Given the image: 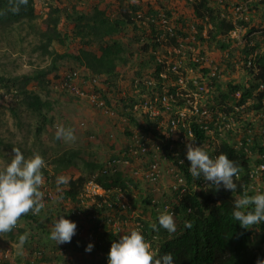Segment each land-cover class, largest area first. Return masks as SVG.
<instances>
[{"label":"trees","instance_id":"16d2710c","mask_svg":"<svg viewBox=\"0 0 264 264\" xmlns=\"http://www.w3.org/2000/svg\"><path fill=\"white\" fill-rule=\"evenodd\" d=\"M141 1V0H139ZM191 2L193 13L198 22L194 23L195 34L194 39L197 42L205 44L209 47L215 46L223 51L230 47V42L227 40L229 34L237 27H246L251 21L245 22L243 19L233 21L229 17L230 0H186ZM248 10H258L264 6V0H242ZM34 0H29L27 7H22L18 14H12L10 11L6 15L0 16V27H7L14 23H20L26 20L31 22L35 19L33 7ZM234 6L238 7L239 3ZM8 8V0H0V10ZM120 18L111 22L109 18L103 16L101 11H97L96 15L89 21L86 16L79 13L75 9L71 13H66L67 9H60L58 5L49 7L46 17L42 21V29L38 31L39 40L38 49L42 54L50 55L52 58V67L50 69L37 70L32 75H20L16 77H6L0 75V91L3 95L7 92H15L21 98V103L25 110L39 117L37 121L39 126L35 127V133L41 134L47 124H51L53 119H49L48 113L52 109L50 99L43 98L39 92L29 90L30 85H34L40 90H45L46 97L50 96V87L52 78L59 79L60 77H48L58 71L57 62L66 57L71 58L82 66L85 70L94 76L106 75L105 83L113 86L116 89L115 79L118 77L119 63H125L123 57V49L117 41H113L112 37L122 26L133 24L134 28L142 25L149 17L152 23H149V35L146 29L141 32L137 41L141 42L148 39L152 49L156 51L159 47L161 37L170 39V43L177 47L180 52H183V42L189 33H184V28L172 30L171 32L161 29L159 21L161 16L159 11L149 7L146 12L137 3H129L121 6ZM67 17L72 22L76 21L74 26L77 28L76 35L80 34L81 38L90 37V40L104 42L100 46V53L94 54L87 49H79L73 55L58 54L50 51L53 44L66 46L68 37L59 29L62 18ZM169 15V13L167 12ZM167 15V16H168ZM138 16H141L138 18ZM144 16V17H143ZM85 20L84 23H81ZM210 25L208 37L204 35L205 28ZM185 25H181L184 27ZM141 27V26H140ZM139 31H135L134 34ZM259 33L262 36V42L252 43L249 39L246 44L239 49L242 66L250 77L249 84H232L227 83V89L222 90V86L218 84V77H209L214 80L216 93L206 106L216 108L214 118L217 117L220 111H225L226 108L220 105L227 100L232 101L233 107L227 104V109L233 111L236 123L247 133L251 130L252 144L243 142L242 148L236 149L233 144L227 140H222L214 153H209L210 157L215 159L220 154H226L229 159L237 162L241 171L239 177L235 180L237 189L232 192L225 190L221 185L219 191L215 189L211 182H208V188L204 190L200 186L195 190L187 193L181 200H176L177 194H174V201L170 204L173 210L182 216L175 233H168L167 230L160 227L159 232L152 231L150 225L158 224L157 210L163 211V207L169 203L167 200L154 197L152 185L143 179L141 176H135L133 173H125L121 169H117L116 164L113 166L107 165L108 162L114 163L118 156L109 159L107 163L97 161L83 160V169L78 168L74 163L76 157L75 152H66L58 158L57 167L53 173L42 168L43 183L40 186V191L44 193L43 202L45 207L39 214L34 215L31 211L23 215L17 222V226L9 232L12 238H18L25 233L28 234L27 241L23 244V256L18 264H108V254L113 242H118L124 232L119 228H126L128 224L132 225L131 229L126 228L127 234L131 230L140 226L142 234L149 242L157 243V255L163 256L166 253H171L174 258V264H257V260L264 261V222L254 225L249 229L242 228L236 221L232 212L234 211V203L238 197H241L245 192L250 196L248 191L252 179L250 178L251 171L254 165L264 164V28L253 26L247 34ZM75 34V33H74ZM151 34V37H150ZM181 40V41H180ZM254 41V40H253ZM88 42V41H87ZM86 42V43H87ZM147 44H144L143 49L146 50ZM186 58L183 60L184 67L194 70L196 77H205L209 72L207 68H202L200 64L194 61V58ZM228 60L233 59V55H229ZM251 57L252 64L247 66V60ZM227 60V61H228ZM185 61V62H184ZM230 66L232 64L228 62ZM174 63L166 65L165 61L157 62L155 77H158L156 86L161 91L163 79L161 74H166L169 77L170 73H164L163 70L167 66H173ZM74 71V70H71ZM201 73L203 75H201ZM200 74V75H199ZM58 76V75H55ZM170 77L177 76L170 74ZM115 78V79H114ZM110 79V80H109ZM113 79V80H112ZM58 82V81H57ZM263 85L262 89L259 86ZM141 88V87H140ZM150 89V87H149ZM95 93L100 94L105 103L109 104V100L103 94L99 87H95ZM119 93V90H117ZM142 92V91H141ZM151 91V96L153 95ZM139 94L136 97H122L119 102L122 103V115L127 116L128 121L140 132L146 131L154 136H160L156 131L158 122L168 115H173V111L162 109L158 117L157 124L151 123L145 119L146 125L136 118V114L141 112L138 109L134 110V106L139 104ZM139 96V97H138ZM154 96V95H153ZM142 100V99H140ZM222 102V103H221ZM185 101L178 99V105L184 106ZM12 114H15L13 107L10 108ZM257 115L256 121L248 120V116ZM17 116V114H16ZM144 116V115H143ZM192 130L195 136V143L203 145L209 140L206 132L198 127L193 121ZM169 133V131H167ZM250 136L251 134H247ZM245 141V140H244ZM171 143H175L172 141ZM7 140L0 135V157L7 158ZM121 154L122 159L129 160L134 166L133 171H137L141 165H137L135 157H129V147H126ZM190 166L189 164H187ZM78 169L80 171L69 173V183L66 185H58L57 177L59 173H65L67 170ZM183 171L187 168L181 166ZM3 171V170H0ZM92 175H95L92 178ZM189 184L192 182L199 185L200 181L204 180L203 176L199 180L194 179L190 174L186 173ZM93 181L95 185L101 187L105 192H108L107 197L95 195L93 199H88L85 202L84 186L87 182ZM52 187L51 191H48ZM118 193L123 194L128 203L122 202L118 198ZM173 194V193H172ZM170 194V196L172 195ZM178 199V198H177ZM135 209L136 216H131ZM60 216H64L77 225L76 234L73 236L70 243L57 245L48 248L50 245L49 239L47 242L42 240L40 233H49L46 225L54 223ZM185 221H190L192 227L185 228ZM25 223L26 227H21L20 224ZM49 223V224H48ZM115 224L118 226L114 227ZM119 224L122 226L119 227ZM254 228H258L261 234V242L256 245L253 241ZM38 233V234H37ZM88 233H95L93 237H87ZM86 238H83V237ZM96 238V241H93ZM94 247L91 252H86L88 244ZM0 264H11L7 259L0 257Z\"/></svg>","mask_w":264,"mask_h":264},{"label":"rangeland","instance_id":"374dc122","mask_svg":"<svg viewBox=\"0 0 264 264\" xmlns=\"http://www.w3.org/2000/svg\"><path fill=\"white\" fill-rule=\"evenodd\" d=\"M131 2L137 3L143 9V13L149 7L159 11L161 20L158 23L161 29L165 28V30L171 32L172 30L184 28L182 31L189 33V35L186 37L185 42H183V52H180L176 46L170 43V39L167 37L158 39L160 45L156 51L152 49L148 39H145L144 42L137 41L143 30L146 29V33H149L147 26L153 21H150V18L147 17L143 26L141 24L136 26V28H134L133 24L122 26L112 37L113 41H117L122 47L123 57L126 60L125 63H119L118 65V76H115L118 78H114L116 89L105 83L106 75L92 76L89 71L69 57L59 60L57 62L58 71L48 76L50 78L60 77L59 79L52 78L50 96L46 97L45 90H40L34 85L28 87L29 90L39 92L43 98L50 99L52 104V109L48 115L49 119H53V122L47 124L44 131L37 135L35 127L40 125L37 122L40 121L39 117L25 110V107L21 103V98L15 90L7 92L4 95L3 91H0V135L7 140V144L9 145L7 147V158L0 157V170H4L7 163L14 156L12 149L19 148L25 158H31L36 153L40 154L45 160V169L51 173L57 167L58 158L66 152H75L74 163L78 165L79 169H83V160L107 163L109 159L118 156V159L115 161L117 169H121L128 174L132 173L134 165L131 162L127 163L123 159H120L123 156L121 152L126 147L133 146L135 138L140 137L145 132L137 130L128 121L127 116L122 115L123 105L119 102V99L122 97H136L138 93H140L139 95L150 94L151 89H149V85L145 84L144 81L151 80L152 86L158 82V77H155L158 60L165 61L166 65L174 63L176 65L175 71L186 80L197 75L184 70L183 60L186 58L185 54L188 52L187 58L189 59L196 58L199 55L204 56L205 60H213L212 66H217L219 73L218 84L222 86V90L227 89V83L249 84L250 77L247 76L244 66L240 64L243 61H241V57L239 56V49L242 47L243 41L240 43L238 33H240V39H242L246 37L247 32L253 26L264 28V6L259 7L258 10L251 9L250 11L243 4L242 0H230L229 17L233 21L243 19L245 22H251L247 28L240 27L237 30L238 33H233L227 38L230 42V47L225 51L215 46L209 47L194 39V23L198 21L194 16L191 2L186 0H34L33 7L36 17L33 21L26 22L25 20L8 25L7 27H0V75L6 77H16L24 74L32 75L37 70H46L52 67L51 56L42 54L37 48L39 45L37 33L42 29V21L46 17L50 6L58 5L62 10L67 9L66 13L68 14L75 9L86 16L87 21L91 20L97 11H101L103 16L109 18L112 22L120 18L122 12L121 6L123 4L128 5ZM237 3H239V6H234ZM66 13L63 12L64 17L61 20L59 29L69 38L67 45L61 46L55 43L49 50L58 54L73 55L77 53V50L83 48L94 54H99L100 46L104 42L90 40V37L81 38V33L76 35L77 28L74 26L76 21L72 22L67 17L65 18ZM84 22L85 20L81 23ZM181 25L185 26L181 27ZM210 27V25H207L205 28L204 35L206 37H208ZM135 31L139 32L134 34ZM251 38L254 40V43L262 42L261 35L252 34ZM144 44L149 45L146 50L143 49ZM230 54L234 58L228 60ZM167 69L168 66L166 67ZM71 70L77 71L79 78L72 82L71 88L62 87L60 85L61 77ZM164 82L170 85L167 81ZM96 86L105 94L109 100V104L105 103L100 94L94 92ZM117 90H119V93ZM216 92L214 88L212 96L207 100L206 98L204 99L209 102ZM92 95L98 98L99 102L102 101L103 105L92 101ZM223 103L220 106H223L226 110L219 113L232 112L226 107L228 104L232 108V101L227 100ZM11 107L16 111L14 115L10 109ZM186 113L190 114L189 111ZM143 115V110H141V112L136 114V118L146 125L147 122L144 121L146 118ZM256 119H258L257 115L248 116V120L252 122L256 121ZM59 125L74 129L76 137L74 142L55 139L57 126ZM236 125L235 128L244 133L245 130L240 126V123H236ZM141 161L142 159L135 160L137 165ZM109 164L110 162L107 163V165ZM78 171L80 170L76 168L75 170L69 169L65 173H59L58 175L69 177L70 172L77 173ZM94 176L92 175V178ZM141 181L143 182V179ZM154 188L156 189L154 195L157 199L162 198L167 201L171 199V193L167 191L168 183L165 180L160 181ZM51 190L52 187L48 191ZM84 191L85 202L88 199H93L95 195L109 196L108 192L95 185L93 181L85 184ZM248 191L252 195L264 193V173L252 180ZM117 196L122 202L128 203V199L122 197L121 193H118ZM136 212L137 210L135 209V212L131 216H136ZM20 226L26 227L27 225L21 223ZM116 226L118 224H115L114 227ZM120 226L122 225L119 224ZM45 227L52 231V224H45ZM124 227L131 229L132 225L128 226L127 224ZM126 228H119L118 230L124 232L122 234H127L125 233L127 231ZM261 234L262 232L258 228H254L253 237L256 245H259L262 241ZM38 236H41L42 240L46 242L50 239L49 233H40ZM53 244V240H50L48 248L54 246ZM262 247H264V244H262ZM21 256H23V245L19 243L18 238H12L9 233L0 234V257L7 259L11 264H18L17 259L20 260Z\"/></svg>","mask_w":264,"mask_h":264},{"label":"clouds","instance_id":"9594fccd","mask_svg":"<svg viewBox=\"0 0 264 264\" xmlns=\"http://www.w3.org/2000/svg\"><path fill=\"white\" fill-rule=\"evenodd\" d=\"M28 2L29 0H8V8L6 10H0V16L6 15L8 11H10L12 14H18L22 7H27ZM240 27L242 28V26ZM240 27H237L229 34V36L233 33H238L237 30ZM238 34L240 43L243 41V47L247 40L252 39V34L256 35L259 33L247 34L246 37L242 39H240V33ZM251 41L254 43L253 40ZM160 61L162 62V60H158L157 62ZM248 61H251L252 64L251 57H249L247 60V66H250L251 64L248 65ZM173 66H168V69H164L163 72L170 73L178 77V75L172 70ZM208 70L210 71V69ZM170 74L168 78L175 79V77H170ZM162 75L165 77L167 76L166 74H161V77ZM216 77H219L218 71ZM162 83H165L164 79ZM139 96L138 102H140V99H142V95ZM139 109L142 110V108ZM145 118L148 119L147 117ZM143 132L145 133L142 135L148 134L146 131ZM141 136L136 138H141ZM160 136L164 137L162 134H160ZM226 136L228 138L221 139V142L222 140H227L235 147V138H237L238 135H236V137L231 136L230 134ZM217 137H219V135H217ZM55 139H63L66 142H74L76 139L74 135V129L71 127L66 128L63 125L57 126ZM167 148L168 147L163 148L166 159L161 161V167L163 170H165L161 181L165 180L168 183L167 191L173 194L171 195L169 203L163 207V211L157 210L159 212V227L157 226V223H152L150 227L154 232H159L160 227H162L171 234L176 232L182 216L178 215L170 204L171 201L175 200L174 194L176 191H173L172 187L170 186V178L166 171L171 168V162L176 164L177 160L166 152ZM186 148L187 160L185 162L186 164L182 166L185 168L188 167V171L194 179L199 180V178L203 176V179L205 181L211 182V185H214L217 191H219L221 185L225 190H230L232 192L237 189V184L235 183L234 179L239 177V173L241 171V168L237 162L229 159L226 154H220L215 159H213L210 157L209 151L204 150L203 147L197 146L195 143L189 142L186 145ZM12 151L14 156L11 158L10 162L7 163L5 169L0 171V234L11 232L17 226L18 220L23 215L29 213L30 211L34 215L39 214L45 207L43 202L44 193L39 190L43 183V175L41 170L45 166L44 158L38 153L34 154L31 158H25L24 154L19 148H13ZM182 156H184V154ZM141 158L143 160L146 159V157ZM141 158L136 157V159ZM189 162L190 166L187 165ZM182 163L183 161H181V164ZM183 172L187 173L185 171ZM250 178L252 180L255 179L252 177ZM69 180V177L61 175L57 177V184L66 185L69 183ZM155 186H152L153 192L156 190L154 188ZM121 196L125 197L123 194H121ZM183 196L177 194L178 199L176 198L175 201L181 200ZM155 199L158 200L156 197ZM232 216L236 221L239 222L240 226L245 229H249L254 225L264 222V193L250 196L247 192H245L239 199L235 201ZM184 227L190 229L192 227V223L190 221H185ZM76 228L77 225L74 222L65 219L64 216H60L59 219H57L54 223L50 234V239L55 241L57 245L70 243L73 236L76 234ZM94 234L95 233H88L87 237H93ZM83 238L86 237L84 236ZM27 239L28 234L25 233L19 237V243L23 245ZM93 241H96V238ZM93 247L94 246L90 243L88 244L85 251L91 252ZM157 249V243L147 241L145 236L142 234L141 227L137 226L135 229L131 230L129 234L122 235L118 242H113L111 244L108 254V264H174V258L171 253L158 256ZM257 264H264V261L258 259Z\"/></svg>","mask_w":264,"mask_h":264},{"label":"built area","instance_id":"2783aa9c","mask_svg":"<svg viewBox=\"0 0 264 264\" xmlns=\"http://www.w3.org/2000/svg\"><path fill=\"white\" fill-rule=\"evenodd\" d=\"M194 61L200 64L202 68L210 69L205 77H190L184 80L182 75H178L175 71L176 65H174L172 69L178 75L177 82L174 78L163 77L164 75H162L161 78L164 79V81H167L170 85H167L166 83L163 84L160 87V92L157 91L159 89L156 86L157 83L152 86L151 80L144 81L149 85L151 91H154V96L150 95L151 91L148 95L143 94L142 100H140L139 104L134 106V109L137 110L142 108L144 116L155 124H157L158 121L156 117H158L162 109L173 111V115H168L166 118L160 120L156 126V130L164 135V137H154L150 133L142 135L141 138L135 139V144L129 149V157H146L145 160L141 158L142 161L139 164L141 167L138 168L137 171H133L132 169L133 175H139L152 186H155L163 177L165 170L161 167V161L166 159L163 148L168 147L166 152L174 157L177 160V163L174 164V162H171V168L167 170L166 173L170 178V186L173 191H176L180 196L185 195L189 189L191 192L199 186L204 190L208 188V181L205 180L200 181L199 185L198 183L194 184L192 182L189 184L188 177L181 168L182 165L186 164L185 162L187 160L186 145L189 142L195 143V136L191 124L192 121L197 124L200 129L204 130L209 137V140L203 145L197 144V146L203 147L204 150H207L210 153H214L216 148L220 145L221 139L228 138L226 136L228 134L234 137L238 135L237 138H235V148L239 149L242 148L243 142L252 144L250 138L253 135L251 130H248L247 133L245 131L242 133L235 128L237 125L233 111L219 113L216 118L213 117L216 108L207 107L206 100L211 97L214 92V80L209 77H216L217 67L212 66L213 60H205L204 56L199 55L194 58ZM250 64L251 61H248V65ZM184 70L194 73V70L188 68V66L185 67ZM201 75L203 74L201 73ZM78 76L79 73L77 71H70L61 77L60 85L62 87L71 88L72 82L78 79ZM262 88L263 85H260L259 89ZM179 98L185 101V104L182 107L178 105ZM204 98H206V100ZM91 100L103 105V102H99V99L94 95L91 96ZM187 111H189V115L186 113ZM262 116L264 121V115ZM167 131H169V133ZM247 134L251 135L248 136ZM217 135H219V137H217ZM172 141L175 143H171ZM183 154L184 156H182ZM115 161L109 165L113 166L112 164H115ZM124 161L127 163L130 162L129 160ZM181 161H183L182 164ZM186 168V172L190 174L188 167ZM263 173L264 164L260 163L253 166L250 177L257 178Z\"/></svg>","mask_w":264,"mask_h":264}]
</instances>
